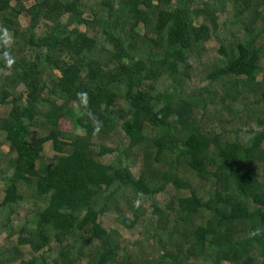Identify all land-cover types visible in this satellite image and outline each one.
<instances>
[{
	"label": "trees",
	"instance_id": "obj_1",
	"mask_svg": "<svg viewBox=\"0 0 264 264\" xmlns=\"http://www.w3.org/2000/svg\"><path fill=\"white\" fill-rule=\"evenodd\" d=\"M26 1L0 0V264H264V0Z\"/></svg>",
	"mask_w": 264,
	"mask_h": 264
},
{
	"label": "rangeland",
	"instance_id": "obj_2",
	"mask_svg": "<svg viewBox=\"0 0 264 264\" xmlns=\"http://www.w3.org/2000/svg\"><path fill=\"white\" fill-rule=\"evenodd\" d=\"M32 3V0H27L25 2V5L26 6H29L30 4ZM20 23L21 25H26L27 24V20L24 16H21L20 17ZM60 130L64 131V132H71V131H75V133L79 134V135H82L83 132H81L80 130L77 129V127H73L71 122L67 119H62L60 121ZM43 159H44V162L46 163H49L54 155V151L52 149V145L51 143H47L44 145L43 147V150H42V153H41Z\"/></svg>",
	"mask_w": 264,
	"mask_h": 264
}]
</instances>
